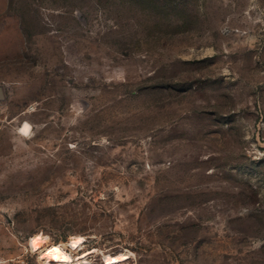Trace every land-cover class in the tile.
<instances>
[{
  "label": "rangeland",
  "instance_id": "rangeland-1",
  "mask_svg": "<svg viewBox=\"0 0 264 264\" xmlns=\"http://www.w3.org/2000/svg\"><path fill=\"white\" fill-rule=\"evenodd\" d=\"M0 124V264H264V0H0Z\"/></svg>",
  "mask_w": 264,
  "mask_h": 264
},
{
  "label": "bare ground",
  "instance_id": "bare-ground-1",
  "mask_svg": "<svg viewBox=\"0 0 264 264\" xmlns=\"http://www.w3.org/2000/svg\"><path fill=\"white\" fill-rule=\"evenodd\" d=\"M29 130H30V124L28 122H25L20 132L26 135L29 132ZM44 240H45L44 237L37 235L33 237L32 243L34 246L40 248L44 245ZM71 241L74 244L75 248L83 245V239L81 237H77V236L71 237ZM94 251L95 249L92 248L72 255L61 244H51L42 250V256L44 261H48L56 264H66V263L85 264L87 262L86 261L87 257ZM123 259H125V256L121 255L119 257V260H123Z\"/></svg>",
  "mask_w": 264,
  "mask_h": 264
},
{
  "label": "built area",
  "instance_id": "built-area-1",
  "mask_svg": "<svg viewBox=\"0 0 264 264\" xmlns=\"http://www.w3.org/2000/svg\"><path fill=\"white\" fill-rule=\"evenodd\" d=\"M2 129V125L0 124V130Z\"/></svg>",
  "mask_w": 264,
  "mask_h": 264
}]
</instances>
